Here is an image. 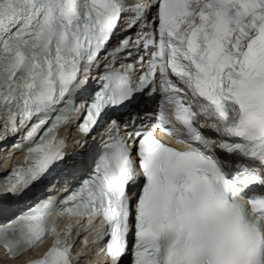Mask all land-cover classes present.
Returning <instances> with one entry per match:
<instances>
[{
    "label": "snow or ice",
    "instance_id": "obj_1",
    "mask_svg": "<svg viewBox=\"0 0 264 264\" xmlns=\"http://www.w3.org/2000/svg\"><path fill=\"white\" fill-rule=\"evenodd\" d=\"M148 8L150 24L141 23L145 7L126 0H0V131L26 129L23 143L12 145L25 156L4 178L8 196L25 195L65 164L66 141L57 134L69 117L78 119L76 97L88 92L101 53L114 61L142 46L150 59L136 86L132 64L100 77L78 119L83 136L111 111L147 103L138 93L160 94L154 123L126 139L110 118L89 167L68 169L81 179L58 209L42 201L0 228L9 258L54 237L31 264H78L71 228L60 233L50 222L55 210L92 221L85 230L95 231L113 264L129 253L130 235L131 264H264V0H151ZM125 18L127 30L141 23V31L107 51ZM138 62L145 64L142 56Z\"/></svg>",
    "mask_w": 264,
    "mask_h": 264
},
{
    "label": "bare ground",
    "instance_id": "obj_2",
    "mask_svg": "<svg viewBox=\"0 0 264 264\" xmlns=\"http://www.w3.org/2000/svg\"><path fill=\"white\" fill-rule=\"evenodd\" d=\"M127 262H128V257L127 256H124L122 258V260L120 261V264H127Z\"/></svg>",
    "mask_w": 264,
    "mask_h": 264
}]
</instances>
